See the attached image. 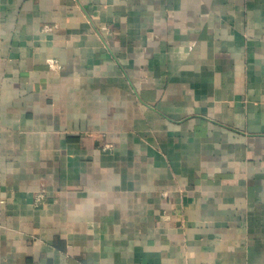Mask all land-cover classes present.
Instances as JSON below:
<instances>
[{"label": "crops", "instance_id": "obj_1", "mask_svg": "<svg viewBox=\"0 0 264 264\" xmlns=\"http://www.w3.org/2000/svg\"><path fill=\"white\" fill-rule=\"evenodd\" d=\"M0 264H264V0H0Z\"/></svg>", "mask_w": 264, "mask_h": 264}]
</instances>
